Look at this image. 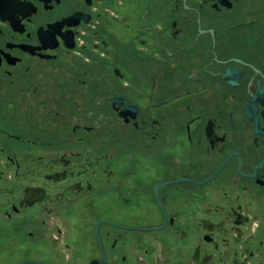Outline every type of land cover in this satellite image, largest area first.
<instances>
[{"label": "flooded vegetation", "instance_id": "flooded-vegetation-1", "mask_svg": "<svg viewBox=\"0 0 264 264\" xmlns=\"http://www.w3.org/2000/svg\"><path fill=\"white\" fill-rule=\"evenodd\" d=\"M0 264H264V0H0Z\"/></svg>", "mask_w": 264, "mask_h": 264}]
</instances>
